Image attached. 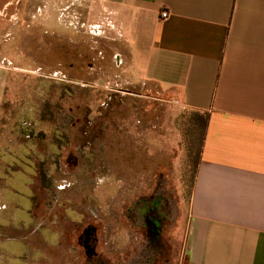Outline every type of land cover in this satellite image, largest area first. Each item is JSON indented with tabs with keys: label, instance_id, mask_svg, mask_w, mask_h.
Returning a JSON list of instances; mask_svg holds the SVG:
<instances>
[{
	"label": "rangeland",
	"instance_id": "rangeland-1",
	"mask_svg": "<svg viewBox=\"0 0 264 264\" xmlns=\"http://www.w3.org/2000/svg\"><path fill=\"white\" fill-rule=\"evenodd\" d=\"M86 12L22 0L0 15V264H185L194 113L129 82Z\"/></svg>",
	"mask_w": 264,
	"mask_h": 264
},
{
	"label": "crops",
	"instance_id": "crops-1",
	"mask_svg": "<svg viewBox=\"0 0 264 264\" xmlns=\"http://www.w3.org/2000/svg\"><path fill=\"white\" fill-rule=\"evenodd\" d=\"M20 1L0 0V15ZM81 1L116 36L129 82L206 117L185 264H264V0Z\"/></svg>",
	"mask_w": 264,
	"mask_h": 264
},
{
	"label": "flooded vegetation",
	"instance_id": "flooded-vegetation-1",
	"mask_svg": "<svg viewBox=\"0 0 264 264\" xmlns=\"http://www.w3.org/2000/svg\"><path fill=\"white\" fill-rule=\"evenodd\" d=\"M154 208L155 207L153 206L152 208L147 210L149 211L150 214L147 215L144 220V226L146 228L147 236L152 240L155 239V237H157V235L159 234V229H160V221L155 216L156 210ZM156 231L157 233L156 235H154V232ZM85 235H88V232H86ZM87 241H88V238L87 236H85L83 238V243L87 244ZM86 255L87 257L89 256L88 258H92L94 256L93 252L90 249L87 250Z\"/></svg>",
	"mask_w": 264,
	"mask_h": 264
},
{
	"label": "trees",
	"instance_id": "trees-1",
	"mask_svg": "<svg viewBox=\"0 0 264 264\" xmlns=\"http://www.w3.org/2000/svg\"><path fill=\"white\" fill-rule=\"evenodd\" d=\"M191 128L194 131L193 133L199 134V138H200L199 139V145L197 148V150H198L197 159H196V162L194 164V171H193V178H194L196 166H197V163L199 160V153H200L201 146H202V139H203V135H204L205 128H206V117L203 115H200L198 113H194Z\"/></svg>",
	"mask_w": 264,
	"mask_h": 264
},
{
	"label": "built area",
	"instance_id": "built-area-1",
	"mask_svg": "<svg viewBox=\"0 0 264 264\" xmlns=\"http://www.w3.org/2000/svg\"><path fill=\"white\" fill-rule=\"evenodd\" d=\"M168 15H167V13L166 12H161L160 13V17L161 18H166Z\"/></svg>",
	"mask_w": 264,
	"mask_h": 264
},
{
	"label": "water",
	"instance_id": "water-1",
	"mask_svg": "<svg viewBox=\"0 0 264 264\" xmlns=\"http://www.w3.org/2000/svg\"><path fill=\"white\" fill-rule=\"evenodd\" d=\"M156 233H157V231H156V232H154V235H156Z\"/></svg>",
	"mask_w": 264,
	"mask_h": 264
}]
</instances>
